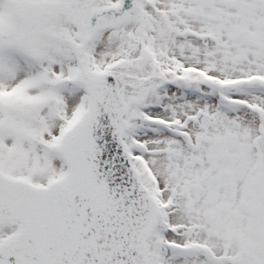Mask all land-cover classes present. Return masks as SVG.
Instances as JSON below:
<instances>
[{
    "label": "snow or ice",
    "instance_id": "1",
    "mask_svg": "<svg viewBox=\"0 0 264 264\" xmlns=\"http://www.w3.org/2000/svg\"><path fill=\"white\" fill-rule=\"evenodd\" d=\"M0 264H264V0H0Z\"/></svg>",
    "mask_w": 264,
    "mask_h": 264
}]
</instances>
